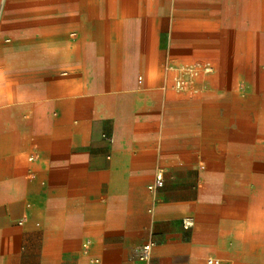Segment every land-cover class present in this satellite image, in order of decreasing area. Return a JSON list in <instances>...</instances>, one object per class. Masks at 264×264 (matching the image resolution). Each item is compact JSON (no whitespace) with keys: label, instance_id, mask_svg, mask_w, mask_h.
<instances>
[{"label":"crops","instance_id":"crops-1","mask_svg":"<svg viewBox=\"0 0 264 264\" xmlns=\"http://www.w3.org/2000/svg\"><path fill=\"white\" fill-rule=\"evenodd\" d=\"M6 12L0 264H264L263 221L223 185L228 134L203 122L222 93L237 106L247 93L250 109L264 93V0H9ZM186 63L232 82L208 97L160 85ZM234 131L255 156V124Z\"/></svg>","mask_w":264,"mask_h":264},{"label":"rangeland","instance_id":"rangeland-1","mask_svg":"<svg viewBox=\"0 0 264 264\" xmlns=\"http://www.w3.org/2000/svg\"><path fill=\"white\" fill-rule=\"evenodd\" d=\"M9 0H0V44L5 46L11 31L5 22L9 20L6 7ZM171 76L161 78V86L174 90L178 95L188 97H208L209 86L214 84L227 85L232 78L224 77L220 82L213 81L210 85L212 68L209 64H183L174 67ZM214 73V71H213ZM245 83L244 80L240 82ZM207 88V89H206ZM246 103L237 106L233 103L230 94L222 93L216 99H210L209 113H206L204 126L209 130L224 129L228 136L229 149L220 159L225 162L226 173L222 177L225 190L230 195H235L246 201V209L253 210V215L264 223V93L256 94L255 109L249 108V96L245 92L240 93ZM252 122L256 128L255 156H249L243 152L244 146H239L232 139L234 130L242 128L245 131ZM241 205V204H240ZM248 212V211H247ZM247 216H250L247 213ZM229 230V227L226 228ZM261 233L264 234V231ZM231 239L232 236H230ZM264 240V235L262 237ZM233 243V240L230 241ZM236 264H249L248 260L238 259Z\"/></svg>","mask_w":264,"mask_h":264},{"label":"built area","instance_id":"built-area-1","mask_svg":"<svg viewBox=\"0 0 264 264\" xmlns=\"http://www.w3.org/2000/svg\"><path fill=\"white\" fill-rule=\"evenodd\" d=\"M163 184H164V176H163V172H160L155 176V180L153 184H151L150 188L157 189L162 187ZM183 224L185 229H190L194 226V220L192 218H186L185 220H183ZM151 248H152V244L149 243L144 245L140 249V254H139L140 260L147 261L149 259ZM206 262L207 264H220V260L216 257H209L207 258Z\"/></svg>","mask_w":264,"mask_h":264}]
</instances>
